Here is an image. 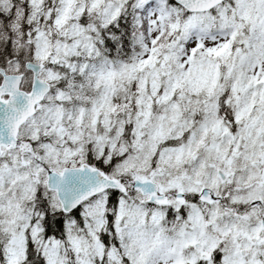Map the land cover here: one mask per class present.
<instances>
[{
  "label": "snow or ice",
  "instance_id": "6c2138e0",
  "mask_svg": "<svg viewBox=\"0 0 264 264\" xmlns=\"http://www.w3.org/2000/svg\"><path fill=\"white\" fill-rule=\"evenodd\" d=\"M0 264H264V0H0Z\"/></svg>",
  "mask_w": 264,
  "mask_h": 264
}]
</instances>
